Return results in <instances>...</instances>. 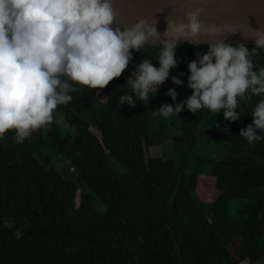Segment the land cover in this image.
Instances as JSON below:
<instances>
[{
  "label": "trees",
  "instance_id": "obj_1",
  "mask_svg": "<svg viewBox=\"0 0 264 264\" xmlns=\"http://www.w3.org/2000/svg\"><path fill=\"white\" fill-rule=\"evenodd\" d=\"M206 52L187 42L177 49L181 61L163 84L176 89V101L192 94L188 64ZM157 54L154 46L133 52L98 94L70 93L47 134L16 143L10 130L0 139V264H264V139L249 144L239 136L262 97L241 101L235 122L223 110L187 108L165 119L155 97L119 108L134 66ZM252 57L264 65V50ZM176 123L181 131L172 134ZM160 145L167 157L150 154ZM208 146L224 156L198 154ZM48 150L67 160L62 172ZM232 200L239 201L233 217ZM6 217L15 228L3 226Z\"/></svg>",
  "mask_w": 264,
  "mask_h": 264
},
{
  "label": "clouds",
  "instance_id": "obj_2",
  "mask_svg": "<svg viewBox=\"0 0 264 264\" xmlns=\"http://www.w3.org/2000/svg\"><path fill=\"white\" fill-rule=\"evenodd\" d=\"M190 2L201 6L189 7L181 21L167 17L166 29L160 33L157 21L148 17L123 25L122 30L114 0H0V139L10 130H14L16 143L37 131L47 134L54 110L73 100L70 93L87 88L98 94L121 76L133 52L154 46L156 58L144 55L134 66L121 86L128 91L118 101L119 108L147 103L181 61L177 49L185 42L207 47L205 54L188 64L187 87L192 94L155 112L167 119L179 116L185 108L191 113L206 109L218 115L223 110L224 119L235 122L241 119L240 102L259 96L250 113L252 124L241 129L239 136L249 144L264 139V65L257 66L252 57L255 50H264V28H249L247 37L255 41L251 50L242 43L232 44L225 37L239 31L240 22L228 14L205 21L204 0ZM171 80L184 85L178 76ZM166 95L175 102L178 93L172 88ZM3 226L16 227L10 217ZM21 235L15 232L17 239Z\"/></svg>",
  "mask_w": 264,
  "mask_h": 264
},
{
  "label": "water",
  "instance_id": "obj_3",
  "mask_svg": "<svg viewBox=\"0 0 264 264\" xmlns=\"http://www.w3.org/2000/svg\"><path fill=\"white\" fill-rule=\"evenodd\" d=\"M196 6L201 5L190 0H114L117 23L121 24L122 30L123 25L130 26L138 18L148 17L153 22L157 21L160 33L166 29L167 17L181 21L184 11ZM202 6L207 9L205 21L220 19L228 14L240 22L237 29L239 31L225 37L227 42L255 45V41L247 36L251 35L249 28H264L262 0H204Z\"/></svg>",
  "mask_w": 264,
  "mask_h": 264
},
{
  "label": "rangeland",
  "instance_id": "obj_4",
  "mask_svg": "<svg viewBox=\"0 0 264 264\" xmlns=\"http://www.w3.org/2000/svg\"><path fill=\"white\" fill-rule=\"evenodd\" d=\"M166 90H168V88L167 87H165L163 84L160 86V88H159V91L154 95V96H152V98H156L157 100H158V103L160 104V107L162 106V105H164V103H166V104H168V105H171V103H170V101L172 100V98H170L168 95L167 96H165V92H166ZM154 98V99H155ZM175 103H180V101H175ZM154 110H156V109H154ZM179 117L180 116H173V117H170V120H172L173 118H176V119H179ZM168 119V118H167ZM172 127V134H177V133H180V131H181V125L180 124H175V125H172L171 126ZM164 148V146L163 145H160V146H156V147H152V148H150V154H152V155H159V154H161V155H159V156H161V157H165L166 156V154L167 153H161L160 152V149L161 148ZM219 149V148H218ZM51 156H53V161L55 162V165H56V167L60 170V172H62L63 171V169H64V167L66 166V164L68 163L67 162V160L63 157V156H61L60 154H55V151H52V150H48L47 151ZM207 153V156H212V158H218V157H223L224 156V154H222L221 152H219L218 150H216V149H213V148H211V146H208V148L207 149H205V151H202V152H200V150H199V152H198V154L199 155H201V154H203V153ZM209 154V155H208ZM167 157V156H166ZM71 174H72V170H71V168L69 167V170H68V172L66 173V176H71ZM203 176V175H202ZM208 189V188H207ZM202 191V189H200V191H199V193H200V197H202L203 199H206L207 198V194L206 195H204V192L205 191H203V192H201ZM206 193V192H205ZM210 194V193H209ZM211 195V194H210ZM212 196V195H211ZM239 201H236V200H232L231 202H230V209H229V212H230V214H231V216L233 217L234 215H235V213H236V204L238 203ZM260 243L261 244H264V236L261 238V240H260ZM245 264V263H244ZM254 264H260V262H257V263H254Z\"/></svg>",
  "mask_w": 264,
  "mask_h": 264
}]
</instances>
